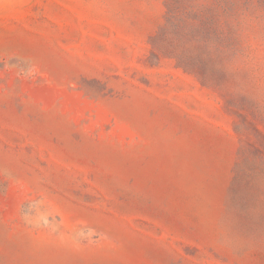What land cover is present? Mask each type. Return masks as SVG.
<instances>
[{"label": "rangeland", "instance_id": "obj_1", "mask_svg": "<svg viewBox=\"0 0 264 264\" xmlns=\"http://www.w3.org/2000/svg\"><path fill=\"white\" fill-rule=\"evenodd\" d=\"M0 264H264V0H0Z\"/></svg>", "mask_w": 264, "mask_h": 264}]
</instances>
